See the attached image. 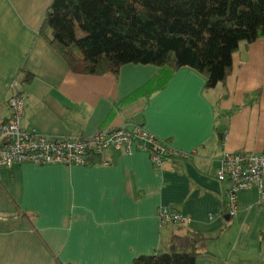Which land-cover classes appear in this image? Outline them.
Returning <instances> with one entry per match:
<instances>
[{"label": "crops", "instance_id": "1", "mask_svg": "<svg viewBox=\"0 0 264 264\" xmlns=\"http://www.w3.org/2000/svg\"><path fill=\"white\" fill-rule=\"evenodd\" d=\"M51 2L0 0V122L18 80L25 131L54 139L140 125L177 154L159 168L133 150L105 152L108 165L1 169L0 264H131L169 252L172 235L187 230L209 239L196 264H264L257 191L239 192L228 216L229 184L215 177L223 152L264 153V38L241 45L224 85L205 90L204 77L181 68L152 92V65L72 72L39 34ZM161 207L189 222L162 225Z\"/></svg>", "mask_w": 264, "mask_h": 264}, {"label": "trees", "instance_id": "2", "mask_svg": "<svg viewBox=\"0 0 264 264\" xmlns=\"http://www.w3.org/2000/svg\"><path fill=\"white\" fill-rule=\"evenodd\" d=\"M39 34L76 74L116 75L127 64L152 65L155 92L189 68L210 90L225 84L241 45L264 38V0H52ZM31 79L25 74L23 81ZM101 161L93 156L89 166ZM208 240L194 230L173 234L170 253L131 264H196Z\"/></svg>", "mask_w": 264, "mask_h": 264}, {"label": "built area", "instance_id": "3", "mask_svg": "<svg viewBox=\"0 0 264 264\" xmlns=\"http://www.w3.org/2000/svg\"><path fill=\"white\" fill-rule=\"evenodd\" d=\"M11 89L13 93L7 102L10 116L0 122V170L25 163L89 166L93 156L102 158L107 151L128 155L133 150L147 153L152 165L159 168L166 158L177 154L169 143L153 136L140 125L98 129L89 136L54 139L34 131H25L20 126L25 102L18 80L12 83ZM179 155L186 157L184 154ZM101 162L102 165H108L105 160ZM215 177L229 184L225 201L228 216L236 215V196L242 191L255 189L259 204L264 205V153L223 152ZM158 219L162 225H186L189 222L187 216L170 207L159 208Z\"/></svg>", "mask_w": 264, "mask_h": 264}, {"label": "rangeland", "instance_id": "4", "mask_svg": "<svg viewBox=\"0 0 264 264\" xmlns=\"http://www.w3.org/2000/svg\"><path fill=\"white\" fill-rule=\"evenodd\" d=\"M171 251V250H170ZM168 253H170V252H168Z\"/></svg>", "mask_w": 264, "mask_h": 264}]
</instances>
